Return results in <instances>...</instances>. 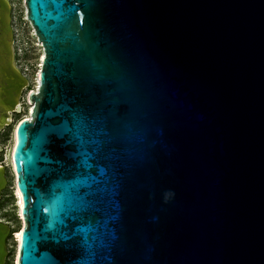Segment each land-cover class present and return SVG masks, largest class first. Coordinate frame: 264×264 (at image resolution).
I'll use <instances>...</instances> for the list:
<instances>
[{"label":"water","instance_id":"obj_1","mask_svg":"<svg viewBox=\"0 0 264 264\" xmlns=\"http://www.w3.org/2000/svg\"><path fill=\"white\" fill-rule=\"evenodd\" d=\"M25 1L40 87L13 152L18 264H264V0ZM0 33L13 107L10 0Z\"/></svg>","mask_w":264,"mask_h":264},{"label":"rangeland","instance_id":"obj_2","mask_svg":"<svg viewBox=\"0 0 264 264\" xmlns=\"http://www.w3.org/2000/svg\"><path fill=\"white\" fill-rule=\"evenodd\" d=\"M12 4V16L14 27V40L18 68L28 78L29 84L21 95L22 108L13 113L12 121L0 124V164L6 168L8 179L7 186L2 190L0 197V221L11 228L8 244V256L6 264H15L18 242L15 234L23 229L24 219L20 216L15 189L17 177L12 166L11 151L15 142V131L19 124L30 114V95L39 86V78L27 14L25 0H10ZM15 148V147H14Z\"/></svg>","mask_w":264,"mask_h":264},{"label":"bare ground","instance_id":"obj_3","mask_svg":"<svg viewBox=\"0 0 264 264\" xmlns=\"http://www.w3.org/2000/svg\"><path fill=\"white\" fill-rule=\"evenodd\" d=\"M9 49H10L9 48V43H4L2 45V52L4 50H6L5 53H7V52L10 51ZM0 57H1L0 60L2 61L0 63L2 65H6L7 67L9 65H11V63H8L7 56L5 54H1ZM7 79L9 80V82H5V83L7 85H9V84L11 85V86L8 87L9 89L13 85L19 84L18 82H20L19 81L20 79L18 77V73L16 71H11L10 70ZM27 85L28 84H25L23 86L22 92L24 91V89L26 88ZM39 87H40V84H39L38 88L35 91L38 92L39 91ZM9 89L5 93V95H3V100H2V103H1V106H0V121H3L5 119L4 118V112H2V111H7V112L10 113L9 114V118H8V122L4 120L5 121L4 123L11 122L12 121V118H13V113L16 112V111H19L22 108L21 98L18 100V102L15 104V106L8 107L9 106V103L11 101V95L13 94V92L11 90L9 91ZM33 106H34V103L31 102L30 113H31V110H32ZM28 117L26 119H28ZM16 131H15V142H16V139H17V132ZM14 147L15 146L13 145V148H12V151H11V161H12L13 169L15 171L14 159H13ZM15 174H16V177H17L16 171H15ZM7 184H8V179H7V176H6V168H5L4 165L0 164V197H1V194H2V190L7 186ZM15 193H16V200H17V205H18L19 213H20V216L23 218L22 211H21V209H22V203H23V198H22V193H21L20 189L18 188V186H16ZM25 227H26V223L24 221V223H23V229L18 230L17 233L15 234V236L17 238V242H18L15 264H18L19 263V259H20L19 246H20V242H21V239H22V232L25 229ZM3 230H5V229L4 228H0V234H4V236L7 237L9 235V230H6V231H3Z\"/></svg>","mask_w":264,"mask_h":264},{"label":"snow or ice","instance_id":"obj_4","mask_svg":"<svg viewBox=\"0 0 264 264\" xmlns=\"http://www.w3.org/2000/svg\"><path fill=\"white\" fill-rule=\"evenodd\" d=\"M73 120L77 128L76 138L80 141V144L77 148V154H82L86 158H88L89 153L85 146L88 142L84 140V136L97 134L96 129L94 127V122H92L91 124L87 123L85 117L76 113H73ZM91 143H97V141H91ZM81 149H83V151H81ZM88 167H91V165H88Z\"/></svg>","mask_w":264,"mask_h":264}]
</instances>
